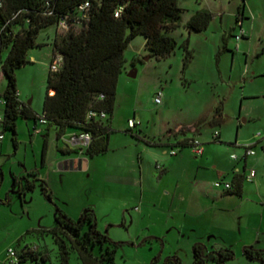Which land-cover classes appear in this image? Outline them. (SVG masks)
Masks as SVG:
<instances>
[{
	"label": "rangeland",
	"instance_id": "374dc122",
	"mask_svg": "<svg viewBox=\"0 0 264 264\" xmlns=\"http://www.w3.org/2000/svg\"><path fill=\"white\" fill-rule=\"evenodd\" d=\"M179 3L182 7L180 25L167 31L178 41L175 51L166 57L151 56L146 38L141 34L127 48L111 118L113 131L109 150L87 157L88 169H58L56 156L65 142L58 137L54 125H41L45 133L38 134L34 130L35 118L19 117L17 146L13 142V132L0 126L4 134L0 139L3 171L0 199L8 198V203L0 201V264H60L59 247L52 233L57 206L73 219H78L84 208L92 207L98 229L118 242L115 264H152L154 259L155 264H167L171 257L180 258L183 264H192L191 233L184 235L179 228L163 233L164 213L160 215L161 211L155 210L148 214L150 207H143L139 200L140 167L143 166L145 173L153 174L157 171V162L145 151L140 152L139 146L143 145H138L140 141L127 131L129 119L139 122L134 130L140 135L162 137L169 127L193 124L201 116L210 117L222 105L224 120L221 124H204L198 128L201 129L199 134L190 131L179 138L198 136L206 153L214 154L223 162L237 163L230 156L242 155L245 145L259 139L258 133L264 136V0H180ZM203 8L214 14L209 27L189 31L185 24ZM243 9L245 17L239 19ZM57 32L55 24L43 27L37 38L41 45L32 47L30 61L17 69L20 100L30 104L41 116ZM185 45L193 54L187 63ZM133 69L138 70L136 77L128 75ZM6 84V79L0 81L2 118ZM160 90L164 92L163 102L157 104L155 96ZM215 134H221L220 140L214 139ZM159 150L164 149L160 147ZM256 150L264 153L260 144ZM43 157L54 162L55 167L43 165ZM174 158H183L186 167H175L169 180L147 181L145 193L150 200L170 201L173 192L170 195L161 193L166 184L172 191L180 181L181 189L191 194L196 182L209 181L213 177V166H209L212 164L198 170L196 161L202 157L197 156L190 145L183 147ZM34 177L47 182L52 201L45 195L40 182L33 190L13 191L15 180H33ZM214 181L211 179L210 189L220 190L212 185ZM183 215L175 208L173 222L179 225ZM260 243H264V237ZM26 245L37 249L38 259L31 256L22 261L10 258V248L19 255ZM232 247L235 257L227 264H264L247 257L242 243ZM70 252V264H82L71 247Z\"/></svg>",
	"mask_w": 264,
	"mask_h": 264
},
{
	"label": "trees",
	"instance_id": "16d2710c",
	"mask_svg": "<svg viewBox=\"0 0 264 264\" xmlns=\"http://www.w3.org/2000/svg\"><path fill=\"white\" fill-rule=\"evenodd\" d=\"M180 0H0V73L7 84L3 92L4 116L0 126L13 132L17 146V121L19 117L35 118L45 116L47 124L54 125L59 138L69 130L87 131L92 135L87 157L104 154L109 150L110 134L113 131L111 118L115 112L117 87L126 61L125 52L131 41L144 35L151 56L158 58L171 54L178 41L167 33L180 25L182 7ZM89 2L87 10L81 6ZM244 9L241 12L244 19ZM86 14V16H84ZM213 12L207 8L197 10L185 26L192 30L209 27ZM86 17V18H85ZM62 20L69 29L58 32L54 40V58L63 60L58 70H50L47 77V94L43 115H38L30 104L20 100L17 88V69L30 61L29 51L41 45L37 41L41 29L49 24L57 27ZM80 26V28H77ZM186 47L185 63L193 56ZM51 62V63H52ZM92 111L106 112V117L90 116ZM224 120L223 107H217L210 117L201 116L194 124L179 129L170 128L162 137H145L135 127L129 131L137 140L148 145L168 144L185 147L189 138H179L204 124H221ZM2 133V132H1ZM219 140V136L215 137ZM170 145V144H169ZM47 141L44 145V156ZM61 151H65L60 148ZM69 152V151H68ZM45 157H43V160ZM0 187L3 171L0 166ZM15 180L13 191L22 193L33 190L40 182L47 198L52 201L47 182L34 177L33 180ZM245 176L236 174L233 178L234 193L241 194ZM8 203V198L0 199ZM59 247L60 264H70V247L82 264H115L118 242L98 229L96 212L92 207L84 208L78 219L71 218L60 207L56 208V225L52 230ZM96 249L99 252H96ZM37 250V249H36ZM26 245L19 254V261L33 257L38 251ZM244 254L264 263V248L247 245ZM192 264H227L235 257L231 246L209 249L204 243L196 242L192 247ZM43 259H46L45 256ZM156 263V259L152 264ZM167 264H183L180 258L171 257Z\"/></svg>",
	"mask_w": 264,
	"mask_h": 264
},
{
	"label": "crops",
	"instance_id": "0c3cea01",
	"mask_svg": "<svg viewBox=\"0 0 264 264\" xmlns=\"http://www.w3.org/2000/svg\"><path fill=\"white\" fill-rule=\"evenodd\" d=\"M57 31L59 32L58 28ZM5 79V75L1 72L0 81ZM0 118L3 119L1 115ZM136 122L138 126L139 122ZM41 125L44 124L36 121V125L34 126L35 133H45ZM182 126L189 125L182 124L174 127V129H179ZM169 129L170 127L166 130V133ZM74 132L78 131L69 130L66 135L68 136ZM191 132L199 134L201 129H193ZM190 137L199 138L198 136ZM46 138H49V132H47ZM220 138L221 134H219V140ZM60 139L65 142V145L59 147L60 152H58L56 156L59 165L58 169L73 170L70 169V158H75V166L78 165V160L81 158V169H88L90 167V162L84 152L81 151V145L78 143L68 144L63 137ZM174 142L175 140L172 138L168 141V144L165 143L163 145L151 146L143 141H140L138 144L143 145L139 146L140 152L145 151L157 162V171L153 172V174L152 172H148V174L145 173L143 166L140 167L141 193L139 200L142 202L143 207L147 205L150 207L149 210H147L148 214L155 213V210H160L161 212H158L160 215L164 213L163 233L166 234L173 228H179L180 233L184 235L191 233L190 237L192 241L190 245H192V247L196 242L204 243L209 249H218L227 246L232 247V245H236L238 242L242 243L243 247L247 245L264 247V243H260L261 238L264 237V153L259 154L256 150L257 144H260L264 149V137L257 139L254 147L256 153L254 155L246 156L244 152L243 154L241 153L242 155H238L237 159L232 158L231 155V159L237 160V163H232V161L223 162L221 159L215 157L214 154L206 153V149L204 148L203 154L200 155L202 158L196 162L198 170L200 168H207L209 164H212L209 166H213L214 174L213 177H210L209 181L200 179L201 182H196L191 194L181 189L180 181H177L172 191L169 189L168 184H166L161 190V193L163 195H170V193L173 192V198L167 203L162 199L150 200L145 193L147 181H150V179H156L158 181H164L165 179L169 180L175 167H186L183 163V158H174L183 147L176 146L175 148L178 149V152L175 155L170 153L171 148L174 147L172 146ZM160 147L164 150H159ZM60 148H63L65 151H61ZM159 161L161 163H159ZM53 163L54 162H48L45 157L43 165L46 167L50 165L54 166ZM251 169H254L256 174L251 180H248L246 175ZM236 174L245 176L241 194L234 193V189L229 191L222 188L215 191L210 189L211 179L215 181L222 179L233 182V178ZM197 181L199 180L197 179ZM214 182L212 184L213 186ZM175 208H177L182 215L184 214L179 225L173 222L175 221ZM144 212L145 210L142 208V213Z\"/></svg>",
	"mask_w": 264,
	"mask_h": 264
},
{
	"label": "built area",
	"instance_id": "2783aa9c",
	"mask_svg": "<svg viewBox=\"0 0 264 264\" xmlns=\"http://www.w3.org/2000/svg\"><path fill=\"white\" fill-rule=\"evenodd\" d=\"M89 7V2H85L82 6H81V10H87V8ZM84 16H86V14H84ZM87 17V16H86ZM85 17V18H86ZM59 29V32H63V31H66L69 29V24L67 23V21L65 20H62L61 23L58 25L57 27ZM77 28H80V26H78ZM62 56L61 55H57L55 60L51 63V69L52 70H58L59 67L61 66L62 64ZM163 95H164V92L163 90H160L156 93V96H155V102L157 104H161L163 102ZM100 115V117L102 118H105L106 117V112H101V113H98L97 111H92L90 113V116H98ZM0 120H2L0 118ZM37 122H40L41 124H47L48 123V120L45 116L41 117ZM137 125V122L135 119H130L129 120V127H135ZM219 136V134H215V137ZM257 137H259V139L263 138V134L262 133H258L257 134ZM4 138V134L0 132V139H3ZM63 139L68 143V144H75V143H78L81 145V151L84 152V149L86 147L89 146L91 140H92V135L90 132H87V131H79V132H74V133H71L70 135H64L63 136ZM188 144L190 146H192L193 148V152L198 156V155H201L203 154L204 152V146H203V142L197 138V137H190L189 140H188ZM255 144L256 142L254 143H251V144H248V145H245V155L246 156H250V155H254L256 153V150H255ZM178 152V149L175 148V147H172L171 150H170V153L172 155H175L177 154ZM232 158L234 159H237L238 158V155L237 154H232ZM256 174V171L254 169H251L249 171V173L246 175V178L248 180H251ZM214 186L217 187V188H222L224 190H232L233 189V183L231 181H225V180H222V179H218L214 182ZM9 255H10V258L11 259H16L19 261V255L18 253L16 252L15 249H12L10 248L9 249Z\"/></svg>",
	"mask_w": 264,
	"mask_h": 264
},
{
	"label": "water",
	"instance_id": "95a60500",
	"mask_svg": "<svg viewBox=\"0 0 264 264\" xmlns=\"http://www.w3.org/2000/svg\"><path fill=\"white\" fill-rule=\"evenodd\" d=\"M137 72H138L137 69H133V70L130 71V73L128 75L130 77H136L137 76ZM74 160H75V158H70V169H81L82 168V165H81L82 159L79 158L77 166H75Z\"/></svg>",
	"mask_w": 264,
	"mask_h": 264
}]
</instances>
